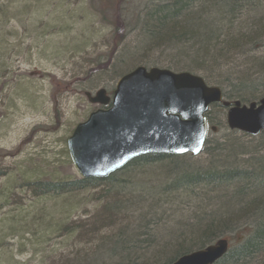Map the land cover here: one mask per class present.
Returning <instances> with one entry per match:
<instances>
[{"label":"rangeland","instance_id":"rangeland-1","mask_svg":"<svg viewBox=\"0 0 264 264\" xmlns=\"http://www.w3.org/2000/svg\"><path fill=\"white\" fill-rule=\"evenodd\" d=\"M116 1L0 0V264H163L192 237L184 229L196 219L202 221L199 228L204 222L218 224L209 243L226 239L230 251L252 231V222L241 219V202L230 203L237 200L233 193L220 194L226 197L222 206L229 208L215 218V186L176 185L166 161L128 164L112 174L113 180L94 182L81 192L43 195L39 189L38 182L81 178L66 140L98 108L85 93L102 88L110 94L119 77L135 67L189 72L209 86L222 81L219 88L225 92L246 75L254 86L243 94L258 100L264 96V33L248 31L264 21V0L238 5L223 27L216 0H192L176 17L179 23L189 16L213 23L225 40L235 34L234 48L218 49L217 71L174 61L183 60L177 49L162 41L146 43L140 35L146 8L174 0H126L122 6L129 9L130 27L122 39L114 35ZM225 111H210L216 133L208 132L202 153L175 158L183 168L202 177L205 169L220 174L232 165L246 171L264 160V141L231 135ZM230 141L241 150L226 161L223 156L229 154L220 146ZM217 180L216 185L223 182ZM251 183L264 188V180ZM246 261L264 264V252Z\"/></svg>","mask_w":264,"mask_h":264},{"label":"water","instance_id":"water-1","mask_svg":"<svg viewBox=\"0 0 264 264\" xmlns=\"http://www.w3.org/2000/svg\"><path fill=\"white\" fill-rule=\"evenodd\" d=\"M85 97L99 108L66 140L71 164L83 179H105L146 155L198 156L206 139L205 114L213 104L226 110L230 131L264 133V97L230 105L220 88L187 72L138 66L117 80L111 95L100 88ZM228 251V241L219 239L172 264H215Z\"/></svg>","mask_w":264,"mask_h":264},{"label":"trees","instance_id":"trees-1","mask_svg":"<svg viewBox=\"0 0 264 264\" xmlns=\"http://www.w3.org/2000/svg\"><path fill=\"white\" fill-rule=\"evenodd\" d=\"M191 1L192 0H174L172 4L165 7H158L157 4L150 5L149 9L146 8L144 19L142 20V24H140L142 28L140 35L143 36L144 41L146 43L162 41L165 42V45L177 49L178 53H180L183 60H180L175 57L174 61L179 62V61L187 60L190 67L200 66L203 70L217 71L220 69V66L217 63V57L216 58L209 57L208 56L209 52L212 51L213 48L220 50L234 48V45H236V41L232 40V38H229V40L232 41L231 43L220 44L221 39L225 41V38L222 37L223 32L221 31V28L217 29L218 28L216 27L217 25H214L213 23L209 24L207 21H203V20L202 23H200V25L194 26V23L190 21L194 19L193 16H189L186 18L187 19L186 22L183 23L185 26L184 28L181 27L176 28L175 23L171 21L176 20V17L178 15L183 14L185 8L190 5ZM249 1L250 0H216V4L219 9V12L221 16H224V18L222 19L223 24L221 26L220 25L218 26L223 27L225 19H227L228 14L232 13L238 5L240 7L242 5L247 4V2ZM125 2L126 0H117L113 5V9L115 12L114 35L116 39H122L130 27L129 9L127 8L124 9L125 7L122 6ZM263 29H264V21L260 23L259 26H257V29H251L248 31L250 34H256L255 33L256 31L254 30H258V33H264ZM241 40L242 38L239 39V41ZM184 41H186V43L189 44L194 43L195 44L194 47H198L199 49L194 50L192 46H190L189 48H185L186 44L184 43ZM221 54L222 52L218 53L219 56H221ZM205 82L207 84V81ZM235 82H236L234 83L235 85L229 86L233 88L231 92H225L221 90L226 100L230 102L238 100L242 104H247L258 100L257 98H252V99L248 98L246 94H243L244 92L247 91V89L251 90V88L254 86L253 83L252 84L250 83V79L246 75L242 77H238L237 80H235ZM223 83H220V81L210 82V84H213L214 86L217 87H223ZM216 108L223 109L222 106L214 104L209 108V110L205 115L210 129H212L213 127L211 126L209 114L212 109H216ZM211 133L214 134L216 132L211 130ZM235 133L236 132H231V135H234ZM260 139L264 141L263 136H260ZM206 143H208L207 140L205 141L204 146L207 145ZM229 143L230 144L228 146L226 145L220 146L224 148L226 147L225 148L226 154H229L227 155V158L223 156V160L233 158L235 154L236 153L238 154L239 150H241L239 149L236 143H233L231 141ZM176 157L178 156L148 155L137 158L131 163L151 164V163L166 161L165 164L168 166V171L170 172V174L172 173L176 174V179L174 180L176 185L184 183V185L191 186L201 182L205 186H210L211 184H213L216 190H218V194H223L226 197L228 196V194L233 193V195L237 197V200L235 202L230 201V203L235 204L236 202H241L239 203L240 206H243V211L240 212V214L243 213L241 219L242 221L244 220L251 221L253 228L252 231L246 235L247 238L246 242H243L235 250L229 251L226 254V256H224L216 264H248L249 261L246 260H250L252 256L262 255L264 252V199L262 198L261 195L264 194L263 192L264 188L260 191V189L256 188L251 183L252 179H256L258 182H260V180H264L263 178L264 168L258 169L260 163L257 162L256 164V168L258 169V171L260 170L258 173L255 170H253V168L251 167H249L250 170H246V171L234 170L233 166L231 165V167L229 168L226 167V169L220 174L212 171V169L210 168L205 169L203 171V174L201 173L202 177H200L192 169L187 170L186 168H183L181 163L175 160ZM229 173H232L233 177L230 179H225V181H223L221 177ZM109 177L106 178L109 179L108 181L113 180L112 175H110ZM211 177H214L213 178L214 182H209L210 180H207L208 178L210 179ZM106 179L98 180V181L94 179H88V180L77 179L74 181L48 180V181L38 182L37 184H42L43 187H39V189H42V191H44L43 195H48L50 193L63 195L72 192L84 191L88 189L90 184H93L94 182H102L105 181ZM216 180L219 182L220 180H222L223 182L220 184L217 183L218 185H216ZM242 187H243L242 192L240 194L239 193L237 194V192ZM256 195H259L261 199H257L256 197L253 198V196ZM243 200L245 201L244 205H243L244 203ZM215 214L217 216L215 217L214 215L215 218L220 217L217 215V213ZM200 223H202V221L200 219H196V223L189 226V228L196 226L193 231H189L188 227L184 229L187 233H192L193 234L192 236H195V238L192 240V245H195L194 247L195 249H200V248L202 249L205 245H207L209 241L212 240V238L216 237L217 235L216 232L218 230L217 229L218 224H215L214 222H208L206 224L204 222L203 225L199 228ZM178 239L179 238H177L176 240ZM192 245L190 247H192ZM118 247L120 246L118 245L117 248ZM190 250L192 249L191 248L187 249L181 246V244H179L175 248L176 253L174 252L175 253L174 256L169 258V260H167L163 264H171L180 255L186 254L190 252ZM127 251H128L127 249H124L125 253Z\"/></svg>","mask_w":264,"mask_h":264},{"label":"bare ground","instance_id":"bare-ground-1","mask_svg":"<svg viewBox=\"0 0 264 264\" xmlns=\"http://www.w3.org/2000/svg\"><path fill=\"white\" fill-rule=\"evenodd\" d=\"M157 6L158 7H165V6H168V4H157ZM192 23H194V26L196 25H200V23H202V20H199V21H196L195 19H192V20H190ZM171 22H174L175 23V27L176 28H179V27H181V28H184L185 26H184V24L183 23H179V21H177V20H174V21H171ZM179 31V30H178ZM234 39H236V36H235V34L232 36V40H234ZM232 41L231 40H225V41H223L222 39H221V41H220V44H229V43H231ZM184 43L186 44V47L185 48H189L190 46H192V48L194 49V50H198L199 48L198 47H194L195 46V44L194 43H192V44H189V43H186V41H184ZM196 52V51H195ZM218 53H219V51H218V49H213L212 51H210L209 52V57H211V58H216L217 57V55H218ZM142 67H144V66H142ZM187 73H189V72H187ZM206 73H211V74H213L212 72H206ZM191 74V73H190ZM220 80V79H219ZM226 80V79H225ZM219 82V81H218ZM220 82H222V81H220ZM250 83L252 84L253 83V81L252 80H250ZM234 85V84H233ZM231 86V85H230ZM250 86V85H249ZM217 87V86H216ZM230 89H231V91L233 90V88H231V87H229ZM222 99H224L226 102H228L230 105H232V104H234L235 102H238V100H236V101H233V102H230V101H228V100H226L225 99V97H224V95L222 96ZM242 104V103H241ZM205 119H206V117H205ZM207 121V120H206ZM257 137L258 136H263L264 137V133L262 132V130H260L259 132H258V134L256 135ZM168 156H172V155H168ZM179 156H184V155H179ZM263 165H264V160H261L260 161V164H259V167H258V169L260 168V169H263L264 167H263ZM258 169L255 167L253 170H255L257 173L260 171H258ZM252 171V170H251ZM262 189H260V191H261ZM264 192V191H263ZM214 198V197H213ZM262 198L264 199V195L262 196ZM217 204H218V210H215L216 211V213H217V215L218 216H222L221 214H223L224 213V208H225V210L227 209V207H228V205L227 206H225V207H223L222 206V203L223 202H225L226 201V197H225V199H224V197H222V196H220V194H218V195H216L215 196V200H214ZM225 215V214H224ZM195 238V236H192L191 238H189V240H184L183 242H182V246H185V248H191L190 246L192 245V240ZM246 240H247V238H246V235H244L243 236V240H242V242L240 243V244H242L243 242H246ZM211 243H208L207 245H205L204 247H206V246H208V245H210ZM203 247V248H204ZM201 249V248H200ZM196 250H199V249H192V250H190V252H193V251H196ZM190 252H188V253H190ZM188 253H186V254H188ZM182 255H185V254H182ZM182 255H180L179 257H181ZM178 257V258H179ZM169 260V259H168ZM174 262V261H173ZM172 262V263H173ZM171 263V264H172Z\"/></svg>","mask_w":264,"mask_h":264}]
</instances>
